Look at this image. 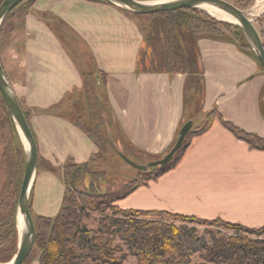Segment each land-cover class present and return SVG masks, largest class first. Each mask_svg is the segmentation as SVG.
Masks as SVG:
<instances>
[{"label":"crops","instance_id":"0c3cea01","mask_svg":"<svg viewBox=\"0 0 264 264\" xmlns=\"http://www.w3.org/2000/svg\"><path fill=\"white\" fill-rule=\"evenodd\" d=\"M20 11V66L8 80L36 142L41 172L35 174L33 190L37 181L42 188L54 181L48 170L66 161L85 164L96 153L65 113V99L81 90L89 75H97L107 91L111 138L127 156L157 158L172 148L182 124L192 119V77L201 72L204 109L215 110L217 104L211 126L189 138L172 169L116 205L264 226V150L250 148L221 124L227 121L264 137V73L254 58L230 42L193 37L188 31L184 37L195 49L194 70L143 71L138 54L144 30L131 13L95 0H33ZM71 35L87 51L81 62L60 43L64 37L71 41ZM38 211L48 214V200Z\"/></svg>","mask_w":264,"mask_h":264},{"label":"trees","instance_id":"16d2710c","mask_svg":"<svg viewBox=\"0 0 264 264\" xmlns=\"http://www.w3.org/2000/svg\"><path fill=\"white\" fill-rule=\"evenodd\" d=\"M32 1L27 0L24 2L30 3ZM95 1L112 5L106 0ZM24 2L17 6L22 5ZM14 9L3 18L0 24V52L2 36L13 29L11 23L14 18ZM188 13L194 16L202 13L207 23L215 25L213 20L210 21V16L199 9L184 8L149 14L153 19L144 29L143 45L138 54V67L141 70L149 72H186L195 69L194 64L190 66L186 61H182L185 58L181 57V50L174 30L176 23L183 22L185 20L183 17L188 16L185 15ZM195 18L197 19V17L193 19ZM200 22H203V18L202 20L200 19ZM223 24L226 25V23ZM234 27L239 29L236 25ZM189 30L195 34L200 31L197 25L194 27L193 25L192 27L190 26ZM244 42H246L245 39ZM165 46L169 48V51H162L157 56L153 54L149 60L147 56L144 58L145 48L154 52L159 47L164 48ZM248 50L250 51L249 48ZM251 54L255 59L252 52ZM255 61L257 62L256 59ZM257 64L262 70L260 64L258 62ZM96 78L98 79L97 75ZM1 110L2 112L6 111L8 115L10 128L18 142L17 152L23 156L21 141L15 134L14 123L4 106L3 100L1 102ZM216 116L217 112L215 110L207 113L203 127L187 133L181 147L166 165L151 167L146 171H138L137 177L126 183L124 185L125 188L119 194L113 195L109 203L105 200L106 194L81 191L73 187L74 178L86 163L64 165L63 182L66 185V190L57 213L52 217L38 215L36 218L37 225L34 224V246L41 250L37 264H89L87 260L107 264H120L124 259V254L117 256L116 252H122L123 250L120 245L113 243L115 239H119L124 244L127 254L134 256L138 264H264V226L252 228L228 223L220 219L206 220L158 210H123L116 205L111 208V215L100 217L97 230L87 229L83 222L88 212L103 213L109 208L110 203H116L117 200L129 195L139 186L156 180L172 169L182 156L189 138L207 130ZM25 118L31 129L26 113ZM68 118L71 119L69 116ZM71 120L84 132L85 128L77 123L80 120L77 122L73 119ZM221 124L237 139L248 144L250 148L264 150V137L245 132L227 121L221 120ZM85 131L93 142L99 145L100 138L96 129ZM108 135L106 140L111 146ZM111 140L113 141L112 138ZM30 198L29 208L31 209ZM16 213L15 204L10 218L11 227L9 228L11 248L5 255L0 257V262L10 261L15 254L17 246ZM152 217H158L159 219H149ZM165 217L168 219L165 220ZM169 220L193 222L206 226L216 225L217 227L221 226L233 230L234 233L226 234L207 229L205 232L211 235V243H207L203 236L196 235L194 227H188L184 224L176 226ZM0 227H3L2 222ZM196 253H201V261L199 263L192 261L193 255Z\"/></svg>","mask_w":264,"mask_h":264},{"label":"rangeland","instance_id":"374dc122","mask_svg":"<svg viewBox=\"0 0 264 264\" xmlns=\"http://www.w3.org/2000/svg\"><path fill=\"white\" fill-rule=\"evenodd\" d=\"M27 1L23 0L22 2ZM256 0H229L230 3L235 5L244 11L248 18L252 19V23L255 26L261 42L264 46V7L261 12L258 13L257 16L249 15L252 7L254 6ZM20 2V3H22ZM19 3V4H20ZM23 4H28L24 2ZM22 4V5H23ZM22 5L15 6L14 9V18L12 20V30L1 38V52L0 59L2 65L4 67L7 78L13 77L15 71H18L20 62L18 57H20L19 53L17 55V50L20 47L21 41V28L20 22L22 21L23 13L20 11V7ZM204 11V10H202ZM126 12V11H125ZM205 12V11H204ZM208 16H210V21L213 20L215 25L211 23H207L204 18V14L198 13L197 16L188 15L183 17L185 19L183 22H177L174 28L175 34L177 37V43L181 50V57L185 58L182 61H186L190 66H192L195 62V49L192 44L188 43L184 37L190 31L193 37H206L213 40H219L224 42H230L231 45L236 47L239 51L245 52L249 57L253 59L251 52L248 50V46L246 42H244V37L242 32L234 27L233 23L228 21H222L214 18L208 12H205ZM133 17H137L140 26L144 30L148 23L152 21L153 17L151 15H136L131 14ZM197 17V19H193ZM203 22H200V19ZM206 22V23H205ZM223 23H226L224 25ZM199 27V32L197 31V35L189 30L190 26ZM18 27V28H16ZM208 29V30H207ZM210 29V30H209ZM210 35V36H209ZM80 39L74 35H71L70 38L64 37V40L61 39V45L64 51L73 56L75 55L76 60L81 62V57L87 54V51L83 49L80 45ZM167 52L169 48L165 46L164 48H158L156 51L152 52L150 49L145 48L144 50V58L147 56L148 60L151 55L157 56V54L162 53V51ZM184 50V51H182ZM16 52V53H15ZM180 56V53H179ZM179 59V58H177ZM180 61V60H176ZM147 63V60H146ZM197 68V63H196ZM257 69L261 70L259 65L257 64ZM188 72V71H187ZM201 72H198L196 76L192 77V82H194V90L190 95V101L194 106V113L192 114L193 125L191 127V131H195L201 128L205 122V117L210 110L204 109L205 103V82L204 77H200ZM98 81L99 77H98ZM93 75H89L88 79L85 80L84 86L81 90L72 93L65 99L67 104L66 115L71 119L75 120L79 126L84 127L85 130L91 131L96 129L98 136L100 138L99 145L95 144L93 140L88 136L86 131V135L90 138L92 143L96 147V153H94L93 157L78 171L77 176L74 178L73 184L74 188L81 191H88L97 194H106L105 200L108 201L113 195L119 194V192L125 188L124 185L135 179L138 175L137 169L127 165L123 162V160L118 156V154L114 151L113 148L107 142V135L110 133L111 129V120L108 115V107L107 103L108 94L107 91L103 90L102 85ZM2 97L0 95V223H3V227H0V257L5 255L7 251L11 248V236H9V228L11 227V215L13 211V207L16 204L17 211V198L18 192L20 188V183L23 174V161L24 157L17 152L18 142L15 138V135L12 132V129L9 125V118L6 111L2 112L1 110V102ZM108 101V102H107ZM4 103V102H3ZM5 106V104H4ZM6 108V106H5ZM7 109V108H6ZM214 109L217 110V104L215 103ZM212 111V109H211ZM210 111V112H211ZM82 121V122H81ZM84 123V124H83ZM85 125V126H83ZM78 127V126H77ZM79 128V127H78ZM82 130L81 128H79ZM15 134L18 136L17 131L14 127ZM19 138V136H18ZM112 139L116 142L117 146L121 149V146L117 143L115 137L112 135ZM188 139V138H187ZM186 139V141H187ZM20 140V139H19ZM127 156V155H126ZM129 159L136 163H147L149 161L157 160L161 157H148V156H133L129 155ZM163 157V156H162ZM72 163L70 161H66L60 166L55 167V169L48 170L51 173L54 181L48 182L49 185L42 188L41 181H37L35 189H32L31 198H30V213L32 215L34 224L37 225V216L41 215L38 211L40 209L43 201L48 200V217L52 216L57 204L60 202L61 193L64 194L66 190V185L63 182V166L66 164ZM50 168V167H49ZM40 173V167H37L36 173ZM155 181V180H154ZM144 185V184H143ZM140 187V186H139ZM138 187V188H139ZM131 194V193H130ZM128 196V195H127ZM126 197V196H125ZM124 199V198H122ZM121 200V199H120ZM118 201L116 203H110L109 208H107L103 213L90 211L87 216L83 219L85 227L89 230H97L98 229V221L102 216H109L112 214V207L116 204L118 205ZM116 205V206H117ZM118 207V206H117ZM51 209L53 211H51ZM124 210V209H123ZM128 210V209H125ZM131 210V209H130ZM148 211V210H141ZM156 211V210H155ZM17 214L15 216L16 219V231H17ZM149 219H159L158 217H152ZM167 220L168 218H164ZM221 220V219H220ZM170 221V220H169ZM171 223L179 226L184 224L188 227H194L195 233L198 236H203L207 243H211V235L205 232V230L218 231L226 234H233L234 231L224 228L214 226H206L202 224H197L193 222H180V221H170ZM114 244H118L122 247V252H116L117 256L124 254V259L120 264H138L137 259L134 256L127 254V249L124 244L119 240L115 239ZM17 244H18V232H17ZM17 250V246L15 252ZM41 250L33 246L31 252L24 260L22 264H37V260L39 258ZM201 253H196L193 255L192 261L195 263H199L201 261L200 257ZM11 260V259H10ZM9 262V261H8ZM8 262H0V264H7ZM89 264H107L101 262H95L91 260H87Z\"/></svg>","mask_w":264,"mask_h":264},{"label":"water","instance_id":"95a60500","mask_svg":"<svg viewBox=\"0 0 264 264\" xmlns=\"http://www.w3.org/2000/svg\"><path fill=\"white\" fill-rule=\"evenodd\" d=\"M23 0H2L0 3V24L3 18ZM112 5L136 15H149L163 11H174L184 8L204 10L214 8L226 13L234 20L243 34L246 44L255 56V59L262 67L264 73V46L260 36L243 10L226 0H106ZM0 95L7 108V111L14 123L15 129L23 148V174L17 198V250L9 264H22L31 252L35 241V226L29 208V198L33 186L37 165L38 153L36 142L32 131L25 118V111L22 110L18 98L6 76L4 67L0 59ZM193 125L191 119L185 121L180 127L176 140L172 148L161 158L147 163H136L129 159L120 150L108 135L109 142L118 156L127 165L139 170L146 171L151 167H161L166 165L181 147L183 140Z\"/></svg>","mask_w":264,"mask_h":264},{"label":"bare ground","instance_id":"6f19581e","mask_svg":"<svg viewBox=\"0 0 264 264\" xmlns=\"http://www.w3.org/2000/svg\"><path fill=\"white\" fill-rule=\"evenodd\" d=\"M261 7H264V0H256L249 15L257 16L258 13L263 10V9H261V11H260ZM205 12H208L210 15H212L214 18H216L218 20L228 21L230 23H234V20L230 16H228L226 13H224L220 10H217L214 8H205ZM245 14H248V13H245ZM7 264H9V263H7Z\"/></svg>","mask_w":264,"mask_h":264},{"label":"flooded vegetation","instance_id":"af4514ba","mask_svg":"<svg viewBox=\"0 0 264 264\" xmlns=\"http://www.w3.org/2000/svg\"><path fill=\"white\" fill-rule=\"evenodd\" d=\"M37 167H38V165H37ZM32 192V191H31Z\"/></svg>","mask_w":264,"mask_h":264}]
</instances>
